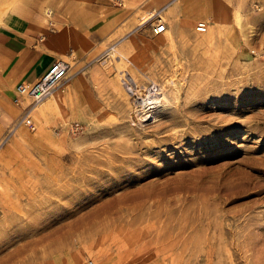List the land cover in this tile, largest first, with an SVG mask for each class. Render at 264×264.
<instances>
[{
	"label": "rangeland",
	"instance_id": "1",
	"mask_svg": "<svg viewBox=\"0 0 264 264\" xmlns=\"http://www.w3.org/2000/svg\"><path fill=\"white\" fill-rule=\"evenodd\" d=\"M63 1L0 0V26L51 32ZM130 1L47 97L0 95V264H264V6L158 0V35Z\"/></svg>",
	"mask_w": 264,
	"mask_h": 264
},
{
	"label": "crops",
	"instance_id": "2",
	"mask_svg": "<svg viewBox=\"0 0 264 264\" xmlns=\"http://www.w3.org/2000/svg\"><path fill=\"white\" fill-rule=\"evenodd\" d=\"M105 1L91 0L90 3L86 0L63 1L54 10L53 21L56 29L51 32L49 31V26L44 22L38 25L27 21L26 18H8L10 23H7V21L0 26V95L3 92L12 95L15 85L21 81H35L44 73L52 60L65 58L69 49L77 53H82L83 50H91L93 38L91 39L92 36L90 34L94 33L93 27H95L94 31L97 34L103 33V20L97 10H103ZM125 1L131 2L130 0ZM150 1L149 7L151 10L146 11L147 13L143 16L140 15L139 18L142 20L135 26L141 25L149 17H152L154 13H157V10L156 12L152 10L151 5L154 2L156 4L158 0ZM175 1L177 0L169 2L165 7L170 8ZM243 1L250 3L252 0ZM253 1L264 6V0ZM93 2L97 3L93 8L96 12L94 15L91 14L93 21H90L87 16V10L94 4ZM99 2L100 4H98ZM185 7L188 9L189 17L197 16V13L194 12L199 11L197 7L191 6V4ZM199 22L207 23V21ZM167 24H169L170 28L173 27L171 22ZM167 24L166 31H168ZM40 34H44L42 40L39 39ZM40 52H45L46 54L39 59L38 54Z\"/></svg>",
	"mask_w": 264,
	"mask_h": 264
},
{
	"label": "built area",
	"instance_id": "3",
	"mask_svg": "<svg viewBox=\"0 0 264 264\" xmlns=\"http://www.w3.org/2000/svg\"><path fill=\"white\" fill-rule=\"evenodd\" d=\"M156 13L149 19L152 23V30L155 34L162 33L166 30V22L162 20ZM197 31L205 32L206 25L199 23L196 27ZM69 65L66 61L61 59H56L53 61L44 73L38 77L33 82H20L16 86V95L14 97L15 102H19L20 98L23 96H28L31 98L32 106L40 102L44 97H47L52 90L64 81L67 75ZM31 109L25 111L24 115L21 117V122L26 123L32 129L35 128V122L30 117ZM88 264H96L93 260L89 259Z\"/></svg>",
	"mask_w": 264,
	"mask_h": 264
},
{
	"label": "bare ground",
	"instance_id": "4",
	"mask_svg": "<svg viewBox=\"0 0 264 264\" xmlns=\"http://www.w3.org/2000/svg\"><path fill=\"white\" fill-rule=\"evenodd\" d=\"M155 14H156V13H154V15H155ZM159 14H160L159 16L162 18L161 13H159ZM149 18H150V17H149ZM162 20L165 21L163 18H162ZM199 23H202V24L206 25L205 22H199ZM199 23H198V24H199ZM198 24H197V25H198ZM197 25H196V27H197ZM196 27H195V28H196ZM196 30H197V29H196ZM165 31H166V30H165ZM165 31H164V32H165ZM206 31H207V25H206V30H205V32H206ZM164 32H162V33H164ZM162 33H161V34H162ZM158 35H160V33H158ZM145 99H146V98H145ZM147 99L149 100V97H147ZM143 101H144V98L138 100V102H140V104H143ZM145 104H146V103H145ZM138 111H139V110H138ZM177 123H178V122H177ZM192 130H193V129H192Z\"/></svg>",
	"mask_w": 264,
	"mask_h": 264
}]
</instances>
